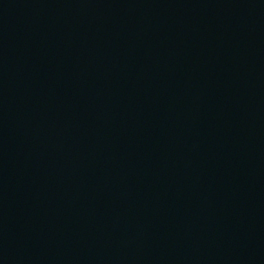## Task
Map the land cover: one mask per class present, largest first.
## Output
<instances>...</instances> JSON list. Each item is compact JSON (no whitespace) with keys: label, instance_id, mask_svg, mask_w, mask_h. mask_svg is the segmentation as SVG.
I'll return each instance as SVG.
<instances>
[{"label":"water","instance_id":"1","mask_svg":"<svg viewBox=\"0 0 264 264\" xmlns=\"http://www.w3.org/2000/svg\"><path fill=\"white\" fill-rule=\"evenodd\" d=\"M0 264H264V0H0Z\"/></svg>","mask_w":264,"mask_h":264}]
</instances>
